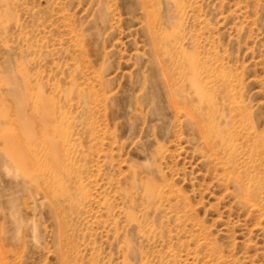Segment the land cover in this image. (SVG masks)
<instances>
[{
    "label": "rangeland",
    "instance_id": "374dc122",
    "mask_svg": "<svg viewBox=\"0 0 264 264\" xmlns=\"http://www.w3.org/2000/svg\"><path fill=\"white\" fill-rule=\"evenodd\" d=\"M0 264H264V0H0Z\"/></svg>",
    "mask_w": 264,
    "mask_h": 264
}]
</instances>
